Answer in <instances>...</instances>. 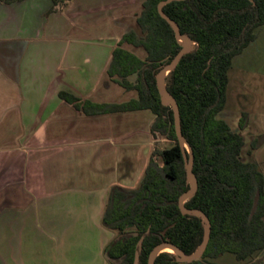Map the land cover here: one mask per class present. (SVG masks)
<instances>
[{"label":"crops","instance_id":"0c3cea01","mask_svg":"<svg viewBox=\"0 0 264 264\" xmlns=\"http://www.w3.org/2000/svg\"><path fill=\"white\" fill-rule=\"evenodd\" d=\"M143 1L0 0V264H110L104 248L116 233L102 222L110 189L139 185L157 135L150 109L97 105L138 98L109 71L116 47L146 57L121 41L144 36ZM259 117L254 133L264 140ZM226 253L251 259L224 252L196 264H228Z\"/></svg>","mask_w":264,"mask_h":264},{"label":"trees","instance_id":"16d2710c","mask_svg":"<svg viewBox=\"0 0 264 264\" xmlns=\"http://www.w3.org/2000/svg\"><path fill=\"white\" fill-rule=\"evenodd\" d=\"M160 1H143L137 22L144 36L130 31L121 39L141 46L145 59L121 47L113 51L109 72L120 76L118 82L125 88L137 90L138 98L117 106L97 105L98 110L148 108L155 115L151 133L172 141L170 146L152 151L137 187L110 189L102 217L104 226L116 233L104 248L110 264H132L140 236L138 264H147L155 245L168 242L191 254L204 235L201 217L183 214L178 207V197L190 183L173 112L169 104L161 103L155 75L181 44L158 12ZM161 8L177 23L179 33L194 41L193 48L165 75L164 85L178 104L181 132L191 148L197 180L196 191L184 205L203 211L210 221L209 240L200 258L230 252L238 260L247 259L264 250V171L256 161L242 157L245 140L239 130L245 125L246 113H241L239 130L232 129L219 113L226 103L233 57L254 41L256 30L264 26V0H172ZM132 72L136 73L134 84L125 80ZM59 96L70 102L78 100L64 91ZM255 142L251 148L256 147ZM196 262L178 261L177 255L167 251L154 258V264Z\"/></svg>","mask_w":264,"mask_h":264},{"label":"rangeland","instance_id":"374dc122","mask_svg":"<svg viewBox=\"0 0 264 264\" xmlns=\"http://www.w3.org/2000/svg\"><path fill=\"white\" fill-rule=\"evenodd\" d=\"M256 33V39L232 59V66L228 71L227 98L223 109L225 112H222L223 114L219 116L227 119L231 125L237 123L235 129L239 130L240 112L246 113L245 125L239 130L240 133L242 131L246 141V145L242 150V157L244 159H252V157L254 158L256 156L257 152L258 155L256 158L264 170V150L258 152L264 148V140L261 134L254 133L260 132L259 129L262 127V120L259 115L264 114V26L259 27ZM253 140L256 141L255 143L257 145L251 149ZM154 143L157 149H161L170 146L172 141L163 135L157 134ZM156 159L161 163L159 157L156 156ZM260 257H264V250L252 256L244 264H259L256 262V259H260ZM222 259L228 261L226 262L228 264H241V262L234 260L231 254H224ZM260 264H264V258L260 260Z\"/></svg>","mask_w":264,"mask_h":264},{"label":"water","instance_id":"95a60500","mask_svg":"<svg viewBox=\"0 0 264 264\" xmlns=\"http://www.w3.org/2000/svg\"><path fill=\"white\" fill-rule=\"evenodd\" d=\"M172 0H161L158 3V12L163 17L172 27L174 31V35L179 41L180 38L183 39L182 42L179 41L181 44L180 50L176 53V55L171 59L170 62L162 65L160 70L156 73L155 75V80H156V87L157 90L161 96V103L162 104H169L171 106L172 112H173V123H174V131L175 135L177 137L178 144L181 149L182 157H183V162H184V168H185V173L187 176V180L190 183V187L187 191L183 192L182 194L179 195L178 197V207L180 211L183 214H191V215H196L200 216L202 221H203V227H204V235H203V240L200 244V246L191 254H186L184 253L179 247L172 243L168 242H162L157 245H155L151 251L149 252L148 259H147V264H154V258L155 256L161 252V248L165 246H170L172 247L177 255V260L182 261V262H190L193 261L197 258H199L204 251L207 242L209 240L210 236V221L209 218L203 213V211L195 208H187L184 205L185 200L190 197L192 194L197 189V180L195 175L192 172V152L191 148L188 145V143L184 140L181 132V127H180V115H179V108L176 100L173 98V96L166 90L165 85H164V79L163 82L161 81L162 75H166L171 69H173L179 62L180 58L187 52H189L194 45V41L191 40V38L188 35L185 34H180L178 31V26L177 23L169 18L162 10V5L165 3H168ZM165 77V76H164ZM188 152V156L186 154V151ZM134 234H137L136 232ZM142 240L143 236H140L139 239L137 240V249L134 252V258L132 264H138L139 262V252L142 248ZM119 264V263H116Z\"/></svg>","mask_w":264,"mask_h":264},{"label":"bare ground","instance_id":"6f19581e","mask_svg":"<svg viewBox=\"0 0 264 264\" xmlns=\"http://www.w3.org/2000/svg\"><path fill=\"white\" fill-rule=\"evenodd\" d=\"M179 41H183V39L182 38H180L179 39ZM164 74L162 75V78H161V81L163 82V79H164ZM162 250H164V251H167V252H170V253H176V251L172 248V247H170V246H165V247H162L161 248Z\"/></svg>","mask_w":264,"mask_h":264},{"label":"flooded vegetation","instance_id":"af4514ba","mask_svg":"<svg viewBox=\"0 0 264 264\" xmlns=\"http://www.w3.org/2000/svg\"><path fill=\"white\" fill-rule=\"evenodd\" d=\"M262 252V251H261ZM264 257H260V259L258 258V260L256 261L257 263L260 264V260H262Z\"/></svg>","mask_w":264,"mask_h":264}]
</instances>
